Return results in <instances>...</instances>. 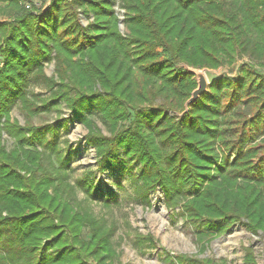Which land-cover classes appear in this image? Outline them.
Wrapping results in <instances>:
<instances>
[{
  "label": "trees",
  "instance_id": "1",
  "mask_svg": "<svg viewBox=\"0 0 264 264\" xmlns=\"http://www.w3.org/2000/svg\"><path fill=\"white\" fill-rule=\"evenodd\" d=\"M0 2L9 8L0 22V264H123L117 224L85 204L103 199L96 171L77 180L87 195L79 198L43 158L53 151L68 169L72 154L55 140L69 120L87 128L96 170L126 171L147 206L161 189L201 252L238 222L264 234V0H121L126 33L116 0H50L44 10ZM240 58L248 62L235 75L215 78L179 115L197 86L180 63L216 69ZM31 77L48 94L30 91ZM16 101L59 117L22 125L10 116ZM135 242L144 251L159 245L150 233ZM164 251L175 264H221ZM245 263L256 264L251 248Z\"/></svg>",
  "mask_w": 264,
  "mask_h": 264
},
{
  "label": "rangeland",
  "instance_id": "2",
  "mask_svg": "<svg viewBox=\"0 0 264 264\" xmlns=\"http://www.w3.org/2000/svg\"><path fill=\"white\" fill-rule=\"evenodd\" d=\"M120 1L116 0L114 8L119 17V28L122 33H126L125 11L120 8ZM22 3L26 8H32L36 4L44 10L49 6L50 0H22ZM7 11H9L8 4L0 2V22L6 19ZM80 18L84 24L89 21L84 15H81ZM246 62H248L247 59L240 58L235 64L230 66L224 65L216 69H201L204 70L211 84L215 78H220L224 75H235L239 67L244 66ZM178 67L184 68L183 63H180ZM258 69L264 71L261 66H258ZM45 70L48 75L54 74V62L46 64ZM194 78L196 79L195 76ZM30 91L42 95L48 94L46 87L34 81L32 77L30 78ZM61 105L63 106L61 116L68 117L69 110L64 104ZM30 113L23 109L19 101H16L10 111V116L12 120H17L22 125L30 122L36 125L45 124L59 117V113L55 110L36 115ZM182 114L183 112L179 113V115ZM95 120L99 128L105 134H109V130L103 122L100 113H95ZM65 129L64 126H59V133L55 141L56 146L62 148L63 154L68 151L72 154L68 169L64 172V169L58 167L60 162L56 160V155L53 151H47L43 158H49L52 161V170L58 172L60 177L64 176V183L73 185L75 191L78 192L79 198L87 195L79 187L77 180L84 178L88 181L85 178L86 173L90 170L96 171L94 176L90 178L93 177L95 182H101L103 199L99 200L87 196L85 204L97 216L104 218L108 224L112 222L117 224L113 240L119 252V261L121 263L175 264L173 259H168L164 251V249H167L173 254L182 252L210 257L221 264H247L245 263L246 248H251L256 264H264V234L262 232L253 234L243 222L235 223L225 234L213 239L206 250L201 252L193 230L185 223L184 219L173 217L172 211L166 207L161 189L151 192L152 206H147L136 196L134 184L126 171L112 169L101 173L96 170V150L86 142L87 128L82 123L69 120L66 131ZM4 137L7 140V148L10 149L11 141L9 136L5 134ZM109 189L112 191H109ZM107 201L109 202L108 205ZM136 233L152 234L159 242L158 247L148 248L144 251L145 249L143 250L135 242ZM113 264H118V262L115 261Z\"/></svg>",
  "mask_w": 264,
  "mask_h": 264
},
{
  "label": "water",
  "instance_id": "3",
  "mask_svg": "<svg viewBox=\"0 0 264 264\" xmlns=\"http://www.w3.org/2000/svg\"><path fill=\"white\" fill-rule=\"evenodd\" d=\"M183 66L187 71L194 74L197 80L196 88L192 91L191 96L186 100L184 104L185 110L183 113H185L189 111L190 105L198 100L199 97L207 91L210 82L203 69L192 67L185 63L183 64Z\"/></svg>",
  "mask_w": 264,
  "mask_h": 264
}]
</instances>
